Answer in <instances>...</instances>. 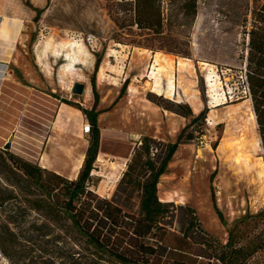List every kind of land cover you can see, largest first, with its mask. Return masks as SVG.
Returning a JSON list of instances; mask_svg holds the SVG:
<instances>
[{"label":"rangeland","instance_id":"rangeland-1","mask_svg":"<svg viewBox=\"0 0 264 264\" xmlns=\"http://www.w3.org/2000/svg\"><path fill=\"white\" fill-rule=\"evenodd\" d=\"M247 1L197 0L196 15L183 16L179 0H164L166 39L135 28L134 43L116 39L109 0H0V152L77 178L92 140L78 106L91 109L97 100L103 148L90 188L138 213L134 182L148 174L144 163L161 162L207 108L205 122L186 132L194 139L183 137L160 177L159 199L172 205L166 227L203 250L211 240L225 245L243 219L249 235L264 233V217L254 218L264 208V159L243 66ZM76 83L86 86L82 95L73 92ZM178 103L193 115L174 111ZM248 264H264V248Z\"/></svg>","mask_w":264,"mask_h":264},{"label":"trees","instance_id":"trees-1","mask_svg":"<svg viewBox=\"0 0 264 264\" xmlns=\"http://www.w3.org/2000/svg\"><path fill=\"white\" fill-rule=\"evenodd\" d=\"M109 1L113 2L109 11L117 40L137 43L135 38L141 34L135 28L159 40L168 36L164 0ZM179 1L183 16L196 15L197 0ZM241 17L247 98L255 113L264 159V0H248ZM100 64L97 58L95 70ZM94 93L97 95L95 88ZM62 102L73 105L68 100ZM97 106V100L91 109L78 106L91 124L92 140L75 179L9 151L0 152V255L7 262L0 264H197L199 257L208 259V264H248L264 248L263 231L249 235L244 219L229 229L225 245L216 240L204 243L209 252L195 246L187 233L181 236L166 227L164 221L172 205L159 199L160 177L183 137L194 139V132H186L205 122L207 108L192 118L175 143L167 145L161 162L146 160L148 174L134 182L141 189L140 210L132 213L114 197H102L89 185L100 146ZM177 107L174 111L193 115L188 104L178 103ZM182 107L186 110H180ZM127 176L128 172L122 183ZM261 217L264 208L254 216Z\"/></svg>","mask_w":264,"mask_h":264},{"label":"bare ground","instance_id":"bare-ground-1","mask_svg":"<svg viewBox=\"0 0 264 264\" xmlns=\"http://www.w3.org/2000/svg\"><path fill=\"white\" fill-rule=\"evenodd\" d=\"M205 64V63H204ZM146 85L147 86H150V83L149 82H147L146 83ZM252 118H253V120L254 121H256V117H255V113H254V111H252ZM15 138H17V137H15ZM238 143H240L239 141H235V142H232V147H234V146H236ZM44 144H46V143H44ZM44 147V146H43ZM245 158V155L243 154V153H240L239 155H238V157H237V162L239 163L241 160H243ZM43 160H45V158H42ZM102 160V157L101 156H99V158H98V162L99 161H101ZM109 160V159H108ZM107 160V161H108ZM123 160V159H122ZM83 161V160H82ZM82 161H80L81 163L78 165V168H80L81 166H82ZM103 162V161H102ZM123 163V162H122ZM104 164V163H103ZM126 164V163H125ZM106 165H108V164H106ZM105 165V166H106ZM104 166V165H103ZM110 167V166H109ZM119 168V167H118ZM110 169H111V167H110ZM113 170H115L116 172H117V170L115 169V167L113 168ZM97 171H98V169H97ZM106 171H108V168H106ZM114 171V172H115ZM95 174V173H94ZM104 176H106V175H104ZM120 179V176L118 175V178H117V181ZM107 180V179H106ZM114 188V187H113ZM104 189V188H103ZM108 190V189H107ZM113 190V189H112Z\"/></svg>","mask_w":264,"mask_h":264},{"label":"water","instance_id":"water-1","mask_svg":"<svg viewBox=\"0 0 264 264\" xmlns=\"http://www.w3.org/2000/svg\"><path fill=\"white\" fill-rule=\"evenodd\" d=\"M85 88H86V86H85L84 84L76 83V84H74V86H73V92H74L75 94L82 95V94L84 93V91H85ZM6 148L9 149V148H10V144H8V145L6 146Z\"/></svg>","mask_w":264,"mask_h":264},{"label":"built area","instance_id":"built-area-1","mask_svg":"<svg viewBox=\"0 0 264 264\" xmlns=\"http://www.w3.org/2000/svg\"><path fill=\"white\" fill-rule=\"evenodd\" d=\"M82 131L84 134H90L91 133V124L89 122H86L83 125Z\"/></svg>","mask_w":264,"mask_h":264},{"label":"crops","instance_id":"crops-1","mask_svg":"<svg viewBox=\"0 0 264 264\" xmlns=\"http://www.w3.org/2000/svg\"><path fill=\"white\" fill-rule=\"evenodd\" d=\"M101 148H103V147H102V145L100 144V149H101ZM100 149H99V151H100ZM48 160H49V159H48ZM82 160H83V159H82ZM82 160H81V161H82ZM80 163H81V162H80ZM82 163H83V161H82ZM81 167H82V166H81ZM81 167H80V168H81ZM80 168H79V169H80Z\"/></svg>","mask_w":264,"mask_h":264}]
</instances>
